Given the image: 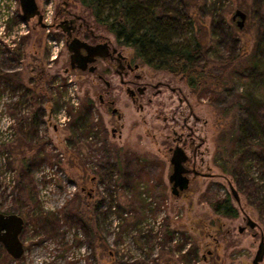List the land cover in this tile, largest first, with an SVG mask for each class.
I'll use <instances>...</instances> for the list:
<instances>
[{"label": "rangeland", "instance_id": "374dc122", "mask_svg": "<svg viewBox=\"0 0 264 264\" xmlns=\"http://www.w3.org/2000/svg\"><path fill=\"white\" fill-rule=\"evenodd\" d=\"M192 1L195 26L189 36L205 41L200 67L210 75L207 89L195 94L181 75L156 70L134 49L119 46L139 65L138 86L147 87L134 103L127 85L104 62L96 64V72L71 69L66 35L54 25L64 6L118 45L80 0H37L49 16L44 19L48 28L36 17L24 20L19 0H0V70L19 75L0 82V143L8 146L0 153V211L25 219L24 255L15 261L0 244V264H253L264 235V181L259 180V197L252 192L253 197L245 173L240 182L238 171L232 172L244 168L250 179L264 176V159L254 155L258 141L243 134L249 121L244 93L252 85V58L264 20L251 12L253 0H247L249 9L239 7L243 0H217L228 27L214 35L208 6L215 0ZM238 9L246 12L242 28L241 18L233 19ZM7 49L17 50L19 57ZM41 72L44 82L37 81ZM70 90L78 105L70 101ZM89 108L93 132L75 130L77 116ZM33 122L32 136L25 138ZM245 141L252 143L253 154L237 163L242 145L250 148ZM177 145L189 156L186 166L198 172L189 174L190 185L179 195L169 181ZM128 156L148 173L139 191H149L141 197L122 183ZM230 184L239 192V203ZM227 196L237 217L217 213L213 206ZM118 205L128 216L115 212ZM68 213L79 221H69ZM50 214L58 217L53 236L35 219ZM248 218L258 226H248ZM81 221L87 230L99 231L105 244L88 241ZM169 231L176 239H165Z\"/></svg>", "mask_w": 264, "mask_h": 264}, {"label": "trees", "instance_id": "16d2710c", "mask_svg": "<svg viewBox=\"0 0 264 264\" xmlns=\"http://www.w3.org/2000/svg\"><path fill=\"white\" fill-rule=\"evenodd\" d=\"M80 2L90 11L95 22L115 37L118 45L134 49L136 56L145 64L156 70L181 75L195 94L199 92L201 94L202 91L207 89V78L210 75H205L203 69L206 67L205 65L203 68L200 67V61L205 55V41H201L199 38L191 35L189 36V32L194 30L195 26V18L189 13L190 8L194 4L192 0H181L180 4H175V0H80ZM220 4V1L215 0L208 6L214 15L210 27L214 35L225 34V29L228 27L223 12H221V6H218ZM244 6L248 9L250 8L247 0L241 1L239 5L241 8ZM252 6L254 7H252L253 11L251 12L256 13L255 15L260 14V16L258 15L260 20H264V0H253ZM65 11L66 7L64 6L62 13ZM259 30L261 34H259L256 47L257 54L253 55V63L251 64L254 73L252 72L249 75L252 85L244 93L246 107L249 111V121L243 134L246 137L253 136L256 138L254 139L258 141L257 147L259 151L255 152L254 155L264 159V61H260L262 60V54L264 56V22L260 24ZM6 51L8 53L12 52L16 57H19L15 49H7ZM16 76L19 77L16 72L0 70V82H12ZM45 78V73L41 72L37 81L44 82ZM19 82L21 83V79H19ZM220 85L217 82L216 86ZM11 111H13V108H11ZM34 122L36 123L37 121ZM34 122L32 126L30 125L29 131L25 132V138L28 135L32 136L30 130L34 129L33 125L35 127L37 125ZM73 126L75 130L83 129L87 132H93L94 124L91 122L90 108L77 116ZM246 140L249 141L247 138ZM251 144L249 142L247 144L246 142V145H250V148H245L242 145L241 150L237 154V163H245L251 157V154H253L251 153L253 152ZM6 145L5 143L0 144V153L6 150L8 147ZM125 163L121 173L122 183L125 189L139 191L142 177L148 173L145 172V167L141 163H132L129 156ZM242 167H244L243 164ZM234 169L236 171L234 170L232 173L235 174L238 171L237 173L240 176L238 180L240 182H242L241 175L243 176L245 173V180H247L249 188H251L248 190L249 193L254 197L252 193L254 192L259 197L258 190L261 187L259 180L264 181L263 174H259L258 180L254 178L250 179L249 173L245 172L244 168H242L243 170ZM27 176L31 181L32 177H30V174ZM244 187V190L246 189L247 191V183H244ZM151 190L153 189L151 188ZM146 191L149 190L146 189ZM146 191H143L144 194ZM143 192L141 191L140 193L139 191L140 197ZM114 206L115 204L112 203L110 208ZM213 206L217 213L229 217L238 216V210L231 203L229 196L224 201H218ZM114 209L120 217L123 215L128 216V213L123 212L120 205ZM67 218L69 221H79L74 213H68ZM35 219L48 236L55 234L56 224L58 223L57 216L50 214L47 217H36ZM82 226L85 229L84 233L88 241L94 243L96 240H100L104 241L105 244L106 240L102 239L99 231L95 233L94 230H87L86 223L84 222H82ZM158 233L157 230L156 234ZM172 236L176 239V233L169 231L166 233L165 239H171ZM190 253L191 251L186 253L185 257L189 256ZM193 254L195 257L198 256L197 252Z\"/></svg>", "mask_w": 264, "mask_h": 264}, {"label": "flooded vegetation", "instance_id": "af4514ba", "mask_svg": "<svg viewBox=\"0 0 264 264\" xmlns=\"http://www.w3.org/2000/svg\"><path fill=\"white\" fill-rule=\"evenodd\" d=\"M63 14L64 15L60 18V21H54V25H57L58 28H61L65 33L67 48L69 47L68 45H71L75 51H78L77 54H75L74 52H70L68 48L71 69L90 71L91 67H95L94 72H96L98 69L96 64L100 61L104 62L109 65V71L110 69L114 70L119 76L120 81L127 85V92L131 96L133 102L137 103V93L139 92L140 94H144L147 90L146 86H138V81L141 79V75L137 73L139 65L123 54L121 48L119 47L120 45H115L110 39L103 38L102 36L100 37L97 33H95L94 29L90 27V24H88L84 18L72 15L67 8ZM83 43L96 46L94 56L88 53V50ZM85 56H89V59H85ZM85 60L93 61L85 63ZM82 66H86V69L83 70L81 68ZM98 76L100 79L104 80L108 87L111 86L110 82L105 79L102 73ZM114 109L116 108H113V111ZM116 113L117 111L114 114ZM187 163L188 160L186 165ZM187 168L192 170L188 173V176L189 174H194V169L189 167ZM1 246L3 245L1 244Z\"/></svg>", "mask_w": 264, "mask_h": 264}, {"label": "water", "instance_id": "95a60500", "mask_svg": "<svg viewBox=\"0 0 264 264\" xmlns=\"http://www.w3.org/2000/svg\"><path fill=\"white\" fill-rule=\"evenodd\" d=\"M20 6L23 12V18L26 21H30L33 18L38 19V24L43 28L50 27L51 24H48L44 21V14L41 12L37 0H19ZM238 17L241 20L238 21L239 26L242 28L244 21L246 20V13L238 9L233 19H237ZM83 45L87 48L88 53L90 55H95L96 46L88 45L87 43H83ZM69 51L77 54V50L75 51L71 45H68ZM81 47V46H80ZM85 59H89V56ZM92 62L93 60H85V63ZM83 70L86 69V66L81 67ZM95 67L90 68V72H94ZM117 109H114V113ZM189 159V156L186 150L177 145L173 150V154L171 157V164L173 165V172L169 176V181L172 184V192L176 195H179L182 191L188 189L190 185V177L188 173L192 170L186 167V162ZM194 174H198V172L194 169ZM231 191L236 199V201L240 202L239 192L230 184ZM25 226V219L16 213H4L0 211V243L4 246L7 253L13 259H20L25 253L24 242L21 239L22 232ZM248 226L251 228H256L258 226L257 222L248 218ZM245 227L240 228V232H243ZM264 261V235L261 238V242L259 244L257 253L253 260V264H263Z\"/></svg>", "mask_w": 264, "mask_h": 264}, {"label": "built area", "instance_id": "2783aa9c", "mask_svg": "<svg viewBox=\"0 0 264 264\" xmlns=\"http://www.w3.org/2000/svg\"><path fill=\"white\" fill-rule=\"evenodd\" d=\"M4 5V3H2V6ZM3 10L5 11V7L3 6ZM9 18H10V15L8 14V15H6L5 16V18H3V20H4V22L6 23L8 20H9ZM44 19L45 20H47V21H49V16H47V15H45L44 16ZM12 20H13V18H12ZM9 22V21H8ZM8 24V23H7ZM6 24V25H7ZM69 97H70V101L74 104V105H78V103H79V100H78V98L75 96V94L72 92V90H70V93H69ZM63 110H66L65 109V107L64 108H62ZM62 109H61V111H62ZM67 111V110H66ZM67 113V112H66ZM4 138H6V137H4ZM6 139H8V138H6ZM0 144H3V142L2 143H0ZM19 260V259H18ZM15 261H17V260H15Z\"/></svg>", "mask_w": 264, "mask_h": 264}]
</instances>
